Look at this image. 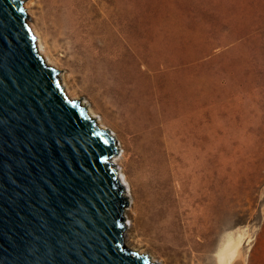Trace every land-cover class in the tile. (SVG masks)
Masks as SVG:
<instances>
[{"label":"rangeland","instance_id":"1","mask_svg":"<svg viewBox=\"0 0 264 264\" xmlns=\"http://www.w3.org/2000/svg\"><path fill=\"white\" fill-rule=\"evenodd\" d=\"M22 1L31 2L29 17L54 68L116 139L115 168L133 191L124 213L127 247L157 264H264V0H101V36L114 64L105 62L107 90L113 85L108 94L81 69L67 39L50 33L41 0ZM131 105L136 115L128 119ZM160 115H171L169 122L184 116L190 136L198 129V158L192 145L185 160L197 159L205 173L212 160L218 174L232 171L231 197L182 194L170 160L179 144L164 135L157 136L156 155L166 168V198L145 195L137 127ZM207 178L192 183L194 194L208 193Z\"/></svg>","mask_w":264,"mask_h":264},{"label":"water","instance_id":"2","mask_svg":"<svg viewBox=\"0 0 264 264\" xmlns=\"http://www.w3.org/2000/svg\"><path fill=\"white\" fill-rule=\"evenodd\" d=\"M22 0H0V264H154L125 244L114 135L47 65Z\"/></svg>","mask_w":264,"mask_h":264},{"label":"bare ground","instance_id":"3","mask_svg":"<svg viewBox=\"0 0 264 264\" xmlns=\"http://www.w3.org/2000/svg\"><path fill=\"white\" fill-rule=\"evenodd\" d=\"M91 2H92V6L89 5L88 0H41L39 7L43 11L44 21L47 22L46 24H48V26L51 29L50 33H52L55 37L57 36L60 39H67L68 43L70 44V48L72 47L73 53L75 54L76 58L79 60L81 69L86 74H88V76L96 85H98L103 89L102 91H104V93L108 94L109 91L111 92L113 85L112 88L109 86L110 88L108 89L109 90L108 91L107 86L109 84H107V81L105 79L106 78L105 76H107V73L105 75V62H108L110 68H113L114 64L110 63L108 57L105 55V40L101 36L104 22L103 20H100L99 15L97 14V8L100 7L101 0H91ZM29 9H30L29 15L31 16L32 11H31L30 1L26 2V10ZM30 26L35 27L34 31H37L36 36H38L39 38L36 39V43L40 44L39 49L43 58L47 59L46 60L47 65H50L52 63V67L58 68L57 63L53 62L52 58L49 55V52L45 47V44L43 42V37L37 25L33 23L31 19H30ZM112 78L114 79V77ZM65 86L67 87L66 84ZM66 90L68 91L71 100L79 99V97H77V95L74 92H72L68 87L66 88ZM196 107H197V111L199 112L200 109L199 102L196 104ZM88 111L89 113H93V110H91L90 108L88 109ZM125 113H127L128 119L131 118L132 116H135L136 115L135 105H131L129 108H127ZM93 114H92V118H93ZM170 118H172L171 115H167V116L160 115L157 121L147 122L145 120H142L137 127L139 131L138 135L140 136L141 139L140 143L142 144L141 147L142 158H141L140 166L142 167L141 178H142V186L145 195L148 198H154L156 196L160 197L161 193L164 197L166 196V192L164 190V185H163L165 181L164 177H165L166 168L161 165V158L157 157L156 155L159 146L158 141L160 140V139L158 140L157 136L164 135L168 138L175 139L176 142L179 144V148H178L180 151L179 155L175 154L174 157L171 155L170 160H171V164L173 165L172 162H174L175 165V168L173 165L174 177L177 180H179L182 184L181 185L182 194L185 195L187 194L188 196H191L196 200H202L206 198H210L211 200H214L216 199L217 194L219 193L224 194L225 197H231V194L234 192V186H235L233 172L223 167L222 175H220V173L218 174L220 170L219 164L216 161L212 160L209 163L210 165L209 166L210 169H208L209 172L205 173L203 165L197 159H195L196 161L185 160L184 152L186 151V148L192 145L194 149V153L192 157L198 158V153H199L198 151L200 147L198 129L196 128V131L194 133L195 137L190 136L187 119L184 116L181 115V118H177L175 121L172 122H169ZM98 123L100 124V127L102 129H107V127L103 124V122H98ZM164 124H169V126L167 127ZM194 125L195 127L200 126L199 113H197V116L194 119ZM171 127L173 130H171ZM164 140L162 139L163 143ZM168 152L169 154H171L169 150ZM118 156L119 155H116L111 159V162L114 165V167L117 163L116 159ZM118 174L121 184L125 189L124 196L126 197V199L130 198L131 196L133 198V191L132 189H130L131 183L129 179L125 174L120 172L119 169H118ZM205 177H208L206 184V189L208 193L206 194L201 193V190H199L196 191V193L194 194L192 183L200 179H204ZM220 196L222 197V195H219L218 198H220ZM224 199L226 200V198ZM124 213L125 211L123 212V215ZM132 251L143 255L147 254L143 250H139L137 248H132ZM150 259H151V263L157 264L156 262H154L155 259L153 257H151ZM228 259L230 260V257L224 255L221 260L223 261V263H226L227 261H229Z\"/></svg>","mask_w":264,"mask_h":264}]
</instances>
